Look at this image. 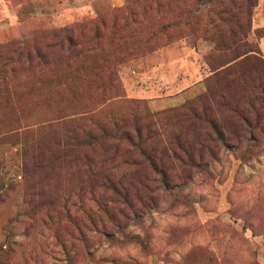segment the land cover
<instances>
[{
	"label": "rangeland",
	"instance_id": "obj_1",
	"mask_svg": "<svg viewBox=\"0 0 264 264\" xmlns=\"http://www.w3.org/2000/svg\"><path fill=\"white\" fill-rule=\"evenodd\" d=\"M229 1L0 0V45L22 39L44 44L63 28L87 37L100 26L109 37L97 63L118 70L120 96L110 101L107 92L99 107L125 112L136 99L141 109L169 114L206 91L215 43L204 24L214 17L210 8ZM253 3L248 38L264 56V0ZM16 72L15 80L27 76L20 66ZM64 72L71 87L82 83ZM49 75L61 77L57 70ZM47 78L25 100L23 123L56 122L88 96L74 99L67 84ZM3 111L0 106V264H264V135L229 140L201 158L198 151L197 165L165 158L168 187L158 173L146 180L149 172L139 168L145 182L133 188L144 200L137 216H118L117 224L103 216L92 224L87 210L95 213L98 206L76 166L47 178L23 175L24 148L2 137ZM168 114L159 120L165 134L172 133ZM34 181L41 195L27 194Z\"/></svg>",
	"mask_w": 264,
	"mask_h": 264
},
{
	"label": "trees",
	"instance_id": "obj_2",
	"mask_svg": "<svg viewBox=\"0 0 264 264\" xmlns=\"http://www.w3.org/2000/svg\"><path fill=\"white\" fill-rule=\"evenodd\" d=\"M253 2L230 0L221 2L224 7L220 10L210 8L214 17L209 15L204 31L215 43L207 57L213 73L206 80L204 93L171 109L169 114L151 112L146 107L141 109V100L136 99L125 112L107 111L106 105L99 107L107 103V92L112 93L110 101L120 96L118 70L115 66L97 63L104 59L103 41L109 37L100 26L93 25L92 34L87 37L63 28L44 44L22 39L0 45V106L7 126L2 137L21 142L23 175H46L47 178L59 170L70 172L76 166L75 170L88 184L91 200L98 206L95 213L87 210L91 223L106 216L117 224L118 216L128 220L134 213L136 217L135 207L144 204L143 196L134 190L145 182L138 173L140 169L149 172L146 180L151 179L152 172L158 173L159 181L168 187L165 158L197 165L194 158L198 151L201 158L206 150L212 153L219 146H228L229 140L261 138L264 135V56L248 38ZM180 21L176 19L171 24L177 25ZM19 66L27 76L16 81ZM54 70L60 71L61 77L50 76ZM62 71L76 73L75 78L82 83L71 87L73 84L67 83L68 78L62 80ZM36 75L37 80L30 78ZM46 76L51 83L67 84L74 99H80L82 93L88 96L79 103L78 111L65 113L56 122L23 123L25 100L30 99ZM22 85L27 90L20 89ZM162 114L169 115L171 134L163 133L165 126L159 121ZM16 122L19 125L12 126ZM121 166L127 168L119 173ZM45 178L40 181L44 182ZM37 184L34 181L28 195H41L33 189ZM100 190L103 193L97 195Z\"/></svg>",
	"mask_w": 264,
	"mask_h": 264
}]
</instances>
